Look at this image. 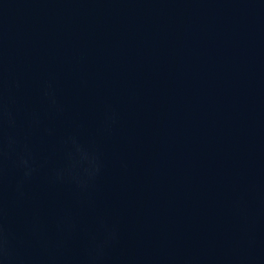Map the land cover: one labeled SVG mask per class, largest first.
Returning <instances> with one entry per match:
<instances>
[{
    "label": "water",
    "instance_id": "1",
    "mask_svg": "<svg viewBox=\"0 0 264 264\" xmlns=\"http://www.w3.org/2000/svg\"><path fill=\"white\" fill-rule=\"evenodd\" d=\"M0 264H264V0H0Z\"/></svg>",
    "mask_w": 264,
    "mask_h": 264
}]
</instances>
